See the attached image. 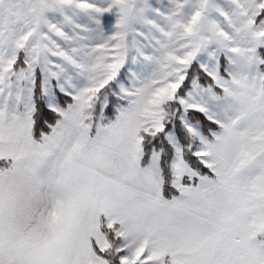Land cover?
<instances>
[{
  "label": "snow or ice",
  "instance_id": "snow-or-ice-1",
  "mask_svg": "<svg viewBox=\"0 0 264 264\" xmlns=\"http://www.w3.org/2000/svg\"><path fill=\"white\" fill-rule=\"evenodd\" d=\"M0 264H264V0H0Z\"/></svg>",
  "mask_w": 264,
  "mask_h": 264
}]
</instances>
